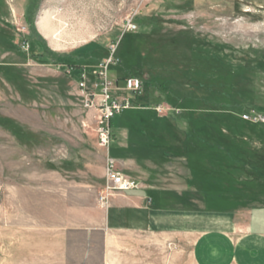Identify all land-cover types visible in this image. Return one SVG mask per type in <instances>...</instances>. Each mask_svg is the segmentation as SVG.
Wrapping results in <instances>:
<instances>
[{
    "label": "rangeland",
    "instance_id": "374dc122",
    "mask_svg": "<svg viewBox=\"0 0 264 264\" xmlns=\"http://www.w3.org/2000/svg\"><path fill=\"white\" fill-rule=\"evenodd\" d=\"M33 1L32 28L31 0H0V187L67 180L87 219L104 156L79 82L96 94L106 84L129 104L110 120L112 139L133 109L172 121L179 157L158 171L181 175L197 208L263 225L264 122L243 115L264 117V0ZM130 77L139 90L125 88ZM140 240L134 264H192L183 236Z\"/></svg>",
    "mask_w": 264,
    "mask_h": 264
},
{
    "label": "crops",
    "instance_id": "0c3cea01",
    "mask_svg": "<svg viewBox=\"0 0 264 264\" xmlns=\"http://www.w3.org/2000/svg\"><path fill=\"white\" fill-rule=\"evenodd\" d=\"M133 110L137 116L144 109ZM114 130V139L102 148V186L107 157L135 185L95 205L86 219L83 205L69 203L67 180H49L44 173L24 187L4 184L0 264H88L94 250L100 264H134L147 235L183 236L192 264H264V223L238 220L240 209L236 215L224 206L199 209L181 175L158 171L160 163L179 157V146L173 154H157L154 143L144 141V130L128 122Z\"/></svg>",
    "mask_w": 264,
    "mask_h": 264
},
{
    "label": "built area",
    "instance_id": "2783aa9c",
    "mask_svg": "<svg viewBox=\"0 0 264 264\" xmlns=\"http://www.w3.org/2000/svg\"><path fill=\"white\" fill-rule=\"evenodd\" d=\"M126 89L131 91L139 90L140 81L135 77H130L125 80ZM79 87L82 94L84 95V102L87 107H93L98 109V142L103 148H107L110 141L112 140V133L110 129V120L115 114L121 113L123 110L129 107L126 100H118L117 98L110 95L107 85L103 89H100L99 94L91 93V91L86 90L83 82H79ZM160 111V109H157ZM246 119H254L258 122H264V117L258 116H248L243 115ZM105 180L106 183L100 194L98 196L99 204L106 205L109 197L116 191L125 190L133 187L135 184L132 180L123 177L119 173L115 166V161L107 157L105 166Z\"/></svg>",
    "mask_w": 264,
    "mask_h": 264
},
{
    "label": "trees",
    "instance_id": "16d2710c",
    "mask_svg": "<svg viewBox=\"0 0 264 264\" xmlns=\"http://www.w3.org/2000/svg\"><path fill=\"white\" fill-rule=\"evenodd\" d=\"M35 2L31 0V3L26 7V18L28 19V26L32 27V20L30 16L33 13ZM33 28V27H32ZM128 124L136 127L138 130H144V141L151 140L154 143V151L157 154H173L178 151V146L173 144L174 136L177 134V129L172 121L166 119H158L150 113H138L137 116H133ZM142 141V140H141ZM145 146V143H142ZM146 148V147H145Z\"/></svg>",
    "mask_w": 264,
    "mask_h": 264
},
{
    "label": "bare ground",
    "instance_id": "6f19581e",
    "mask_svg": "<svg viewBox=\"0 0 264 264\" xmlns=\"http://www.w3.org/2000/svg\"><path fill=\"white\" fill-rule=\"evenodd\" d=\"M42 27V26H41ZM47 32V31H46Z\"/></svg>",
    "mask_w": 264,
    "mask_h": 264
}]
</instances>
